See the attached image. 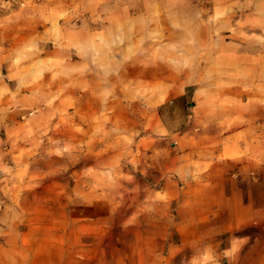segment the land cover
<instances>
[{"label":"rangeland","instance_id":"obj_1","mask_svg":"<svg viewBox=\"0 0 264 264\" xmlns=\"http://www.w3.org/2000/svg\"><path fill=\"white\" fill-rule=\"evenodd\" d=\"M0 264H264V0H0Z\"/></svg>","mask_w":264,"mask_h":264},{"label":"crops","instance_id":"obj_2","mask_svg":"<svg viewBox=\"0 0 264 264\" xmlns=\"http://www.w3.org/2000/svg\"><path fill=\"white\" fill-rule=\"evenodd\" d=\"M184 90L185 88L173 94V92L170 91L169 88H167V101H169V98L179 99L184 97ZM200 92H205V90H203L202 87L196 89L197 98H199ZM165 131H167V134L169 133L168 128ZM231 137L232 136L230 134L225 136V145L218 148L217 153L212 158V161L203 163V165L207 167L209 165L215 166V168L217 167L218 171H214V168L211 172H204V174H202L204 180L212 181L214 184L211 186V189L208 186L205 188L203 187L202 195L205 197V199L202 203H204V205H201V207L200 205L199 207L197 205V211H200L201 208L202 212H209L211 208L212 214L227 213L228 216L229 213L232 212V209H230L231 200L229 199V193L231 194V191H229L230 189H227L228 184H226L229 181L227 170L228 168H230V164L232 163L231 159L237 157L235 153L238 148L231 144ZM238 157H242V154ZM224 207L227 208V210Z\"/></svg>","mask_w":264,"mask_h":264}]
</instances>
